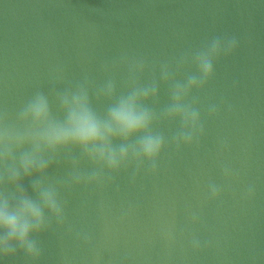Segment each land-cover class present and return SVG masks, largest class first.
Listing matches in <instances>:
<instances>
[{
	"label": "water",
	"instance_id": "95a60500",
	"mask_svg": "<svg viewBox=\"0 0 264 264\" xmlns=\"http://www.w3.org/2000/svg\"><path fill=\"white\" fill-rule=\"evenodd\" d=\"M225 34L237 37L238 51L199 102L231 109L206 119L201 147L166 152L158 175L135 184L121 175L118 187L68 193L71 231L42 238L41 264H93L94 253L101 264H264V0H0V106L9 110L47 91L58 71L71 83L86 73L99 81L100 65L122 51L166 59ZM222 163L235 170L230 185ZM210 181L224 189L220 202L207 198ZM249 185L253 200L242 196ZM167 226L174 243L163 238ZM192 235L202 251L192 250Z\"/></svg>",
	"mask_w": 264,
	"mask_h": 264
},
{
	"label": "clouds",
	"instance_id": "9594fccd",
	"mask_svg": "<svg viewBox=\"0 0 264 264\" xmlns=\"http://www.w3.org/2000/svg\"><path fill=\"white\" fill-rule=\"evenodd\" d=\"M238 48L237 37L225 34L166 59L122 51L100 65L99 81L86 73L71 83L58 71L47 91L36 88L14 110L0 106V264H16L21 257L23 264H41L42 238L69 228L68 193L118 187L121 175L135 184L142 174L158 175L166 152L199 149L206 119L231 109L223 102L202 108L199 95ZM220 147L222 153L229 150L226 140ZM221 172L226 184L237 178L229 165L222 163ZM223 191L210 181L207 198L220 202ZM255 195L253 185L242 193L247 200ZM190 219L199 223L196 213ZM162 234L175 242L171 226ZM75 237L93 247L86 232ZM188 243L194 252L203 250L195 235ZM101 260L94 253L93 264Z\"/></svg>",
	"mask_w": 264,
	"mask_h": 264
}]
</instances>
